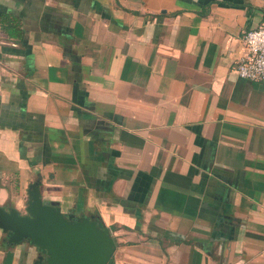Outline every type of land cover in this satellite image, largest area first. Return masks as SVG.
<instances>
[{"label": "crops", "instance_id": "0c3cea01", "mask_svg": "<svg viewBox=\"0 0 264 264\" xmlns=\"http://www.w3.org/2000/svg\"><path fill=\"white\" fill-rule=\"evenodd\" d=\"M263 25L264 0H0V206L39 182L113 264H264V83L233 70Z\"/></svg>", "mask_w": 264, "mask_h": 264}, {"label": "water", "instance_id": "95a60500", "mask_svg": "<svg viewBox=\"0 0 264 264\" xmlns=\"http://www.w3.org/2000/svg\"><path fill=\"white\" fill-rule=\"evenodd\" d=\"M0 230L9 245L37 249L33 264H109L118 247L98 218L64 214L58 204L43 200L39 182L29 186L24 214L0 206Z\"/></svg>", "mask_w": 264, "mask_h": 264}, {"label": "built area", "instance_id": "2783aa9c", "mask_svg": "<svg viewBox=\"0 0 264 264\" xmlns=\"http://www.w3.org/2000/svg\"><path fill=\"white\" fill-rule=\"evenodd\" d=\"M246 53L233 67L239 78L264 83V25L245 34Z\"/></svg>", "mask_w": 264, "mask_h": 264}, {"label": "trees", "instance_id": "16d2710c", "mask_svg": "<svg viewBox=\"0 0 264 264\" xmlns=\"http://www.w3.org/2000/svg\"><path fill=\"white\" fill-rule=\"evenodd\" d=\"M109 264H113V261H111Z\"/></svg>", "mask_w": 264, "mask_h": 264}]
</instances>
